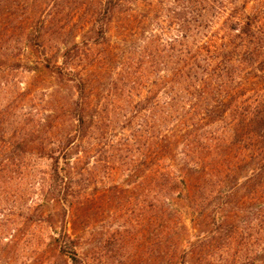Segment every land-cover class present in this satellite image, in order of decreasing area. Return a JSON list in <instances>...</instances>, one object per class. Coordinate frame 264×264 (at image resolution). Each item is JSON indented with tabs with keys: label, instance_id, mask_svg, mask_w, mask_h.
<instances>
[{
	"label": "trees",
	"instance_id": "16d2710c",
	"mask_svg": "<svg viewBox=\"0 0 264 264\" xmlns=\"http://www.w3.org/2000/svg\"><path fill=\"white\" fill-rule=\"evenodd\" d=\"M113 40L106 103L81 63ZM107 190L123 224L93 244ZM104 252L264 264V0H0V264Z\"/></svg>",
	"mask_w": 264,
	"mask_h": 264
},
{
	"label": "rangeland",
	"instance_id": "374dc122",
	"mask_svg": "<svg viewBox=\"0 0 264 264\" xmlns=\"http://www.w3.org/2000/svg\"><path fill=\"white\" fill-rule=\"evenodd\" d=\"M83 3L84 1H79ZM81 11H84L85 7H81ZM72 21V24H74ZM62 39H66V37H63ZM118 41L113 40L111 47L113 48V52L115 56H113V61L108 62L106 61V58H104L105 51L102 48L94 49L90 54L88 55V58H84V61L81 63V66L84 70L88 71V74L91 76L92 80L95 81L96 86V94L98 95L97 100H102L107 103L105 100L107 96H110L113 88H121V83L114 81L115 75L119 74L121 70L123 69L124 59L126 58L127 53L129 54L131 50L130 47L125 48L126 51H120L118 49ZM102 53V54H101ZM138 66L134 65L133 69H137L135 71L138 72ZM37 77L35 74H22L17 77V80H21L24 82V84H28L29 82L33 81L34 77ZM38 79H42V77H37ZM36 78V79H37ZM37 79V80H38ZM45 79V78H44ZM46 84L47 81L44 80ZM115 82V86H112V83ZM126 85V84H125ZM45 88L46 94L52 91L51 85H45L43 86ZM127 90L129 87L126 88ZM44 90V89H43ZM116 90V89H115ZM118 91V90H117ZM99 100V101H100ZM109 102V101H108ZM40 107H43L42 103H39ZM117 128V129H116ZM113 129V132L116 130L117 132L120 131V129L124 128L121 126H117ZM102 176V173H101ZM109 182H107L106 186L100 185L94 186L91 185L88 189V193H91L93 195L100 194L103 190L108 188ZM105 195V200L107 202L103 203L101 207L97 210V213L93 215L92 225L90 226L89 230V238L92 240L93 244H96L97 242H105L110 236H113L116 233V230L119 229V225L123 224V220L120 219L122 215H120L121 211L115 210L112 205H110V202H108L111 199V193H109V190H107ZM134 200L130 201V204L128 207L130 210L134 209ZM136 230V229H135ZM136 234V233H133ZM118 258L115 256H112L110 253L104 252L102 254L101 259L94 260L91 264H118Z\"/></svg>",
	"mask_w": 264,
	"mask_h": 264
}]
</instances>
